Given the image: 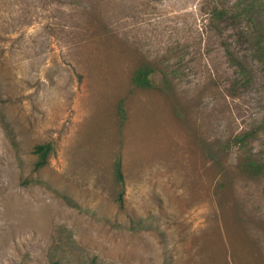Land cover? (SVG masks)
<instances>
[{
	"label": "rangeland",
	"instance_id": "obj_1",
	"mask_svg": "<svg viewBox=\"0 0 264 264\" xmlns=\"http://www.w3.org/2000/svg\"><path fill=\"white\" fill-rule=\"evenodd\" d=\"M215 4L0 0V264H264V70Z\"/></svg>",
	"mask_w": 264,
	"mask_h": 264
},
{
	"label": "trees",
	"instance_id": "obj_2",
	"mask_svg": "<svg viewBox=\"0 0 264 264\" xmlns=\"http://www.w3.org/2000/svg\"><path fill=\"white\" fill-rule=\"evenodd\" d=\"M212 1L216 4L212 10H209L207 22L213 28H217L219 25L233 28L238 35V44H241L246 50V52L239 55L237 53L240 51H237V53L232 52L229 56L230 64L238 72H243L246 67L242 58H246L244 54H247L264 70V22H259L256 18L262 10V0H249L248 4L242 6L237 4L230 5L225 0ZM152 71V68L146 64L139 66L132 74L131 85L135 88L155 86L154 81L149 77ZM117 112L119 125H121L124 119L121 102L117 104ZM260 132L264 134V121L258 128L241 137H236L235 141L240 144L243 140L253 138ZM32 152L36 157L34 168L38 169L46 163L51 147L49 144L35 145L32 147ZM243 168L250 176H264V150L260 159H245ZM112 172H114L113 178L118 187L115 200L117 205L121 206L123 173H121V163L118 156L112 162Z\"/></svg>",
	"mask_w": 264,
	"mask_h": 264
}]
</instances>
